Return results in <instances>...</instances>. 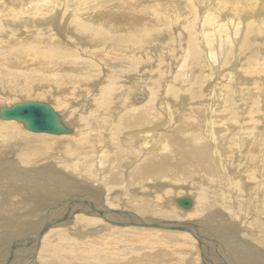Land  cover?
Returning a JSON list of instances; mask_svg holds the SVG:
<instances>
[{"label":"bare ground","instance_id":"6f19581e","mask_svg":"<svg viewBox=\"0 0 264 264\" xmlns=\"http://www.w3.org/2000/svg\"><path fill=\"white\" fill-rule=\"evenodd\" d=\"M252 4L0 0V103L52 100L74 129L0 121V264H264Z\"/></svg>","mask_w":264,"mask_h":264},{"label":"water","instance_id":"95a60500","mask_svg":"<svg viewBox=\"0 0 264 264\" xmlns=\"http://www.w3.org/2000/svg\"><path fill=\"white\" fill-rule=\"evenodd\" d=\"M0 119L22 124L31 133L47 135H71L74 129L66 126L59 114L50 104L29 101L16 104L10 108H0ZM193 200L188 197L176 199V205L183 210L193 207Z\"/></svg>","mask_w":264,"mask_h":264},{"label":"rangeland","instance_id":"374dc122","mask_svg":"<svg viewBox=\"0 0 264 264\" xmlns=\"http://www.w3.org/2000/svg\"><path fill=\"white\" fill-rule=\"evenodd\" d=\"M208 1H214V0H208ZM252 1V5H251V8H250V10H249V13H248V15H247V17H246V20H245V22L247 21V18L248 17H254V16H256L257 14H259L260 12H262L263 10H264V0H251ZM197 3H199V2H197ZM194 4H195V7H196V3H195V1H194ZM198 11V10H197ZM226 13H227V15L229 14V13H232V9H227V11H226ZM233 14V13H232ZM184 22H186V19H182L181 20V22H179V23H181V24H183ZM199 26V25H198ZM200 27V26H199ZM199 29V28H198ZM164 36H168V33H165V34H163ZM257 47L258 48H256V50L254 51L255 53H258L257 52V50L259 49V50H262V48H261V46H259V43H258V45H257ZM252 51V50H251ZM177 57H179L178 58V60L180 61V59H182L183 60V56H184V54L183 53H179L178 55H176ZM182 56V57H181ZM178 61V62H179ZM245 64V65H244ZM248 64H249V61H248V58L246 57V56H240V58H238V57H236L235 59H233V60H231L229 63H228V68L229 69H233V67H234V65H237V69L238 70H243L244 68H246L247 66H248ZM240 68V69H239ZM229 72H231V71H229ZM173 75V74H172ZM217 75V74H216ZM222 78V77H221ZM245 78V79H244ZM252 79V77L251 76H246V77H243L242 78V82H241V85H240V91L241 92H243V93H246V92H250V91H253L254 89H255V85H254V82H251L250 80ZM249 86V87H248ZM261 91H262V93L264 92V82H263V84H262V88H261ZM142 94V93H141ZM141 94H139V95H141ZM138 95V96H139ZM143 95V94H142ZM244 95V94H243ZM242 95V96H243ZM144 97H145V95H143ZM136 98H140V97H136ZM135 98V99H136ZM253 100H255V99H253ZM29 101H39V102H45V103H48V104H51L54 108H55V106L51 103L52 102V100H28V101H20V100H17V101H7V102H5V103H0V104H2V105H0V107H10V106H12V105H14V104H17V103H23V102H29ZM135 101V100H134ZM243 101H250L251 102V98L250 97H245L244 98V100ZM137 104V103H136ZM140 104H143V103H140ZM56 109V108H55ZM84 109H87V108H84ZM88 110V109H87ZM91 110V109H90ZM58 112H60V113H62L61 111H58ZM0 121H2V120H0ZM3 122H7V121H3ZM9 122H14V121H9ZM16 124H18L17 122H15ZM70 125H72L71 123H69ZM18 126H20V128H21V130L22 131H25V132H27V133H31V132H29V131H27L26 129H24V127L22 126V124H18ZM31 134H34V133H31ZM46 135V134H45ZM52 136V135H51ZM73 136V135H72ZM7 177H10V175L9 176H7ZM184 195H186V193H184ZM193 196V195H192ZM176 206V205H175ZM179 210H182L181 208H179V207H177ZM183 211V210H182ZM25 230H27V231H25V233H24V235H28V234H33V230L32 229H29V228H25ZM35 231V230H34Z\"/></svg>","mask_w":264,"mask_h":264}]
</instances>
